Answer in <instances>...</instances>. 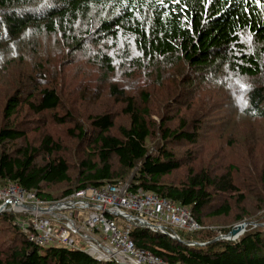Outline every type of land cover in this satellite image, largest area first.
<instances>
[{
	"label": "trees",
	"instance_id": "1",
	"mask_svg": "<svg viewBox=\"0 0 264 264\" xmlns=\"http://www.w3.org/2000/svg\"><path fill=\"white\" fill-rule=\"evenodd\" d=\"M32 28L59 34L71 55L103 38L126 36L132 39L142 64L144 60L155 61V74L162 67L161 59L183 60L182 81L190 95L195 83L202 87L208 81L225 90H221L224 96L218 101L224 100L239 115L264 120V0H0V59L4 56L1 47L8 45L15 50L16 41ZM94 57L104 71L113 72L105 53ZM97 90L101 93V89ZM109 91L125 102L123 112L129 117L128 126L119 127L118 135L110 134L114 126L111 113L89 116V129L75 120L70 109L62 116L51 115L55 124L72 122L69 134L77 143H89L75 164L78 169L74 178L70 163L60 154L59 141L45 135L36 146L27 142L11 146V142L25 140L26 130L0 126L1 187L13 182L44 201H52L86 186L129 180L134 189L152 191L188 207L202 225L204 217L228 213L227 202L206 212L218 194L226 192L244 198L228 174L213 175L190 168L183 182H164L163 178L179 169L181 162L163 142L194 143L201 123L178 119L177 127L163 129L164 121L160 118L156 123L147 107L141 105L149 99L147 92L142 93V103L138 104L115 84ZM14 92L4 105L6 119L22 100L34 114L50 112L61 105L55 88L41 87L34 95L32 89L21 86ZM88 93L92 95L94 90ZM152 137L156 141L151 148L147 142ZM129 171H133L132 178H123ZM43 184L73 186L56 198L40 189ZM16 220L13 213L0 212V223L21 237L17 247H0V264H118L97 260L80 248L38 246L28 240ZM256 220L254 227L246 226L235 239L212 240V235L195 239L197 234L212 232L205 228L181 231V239L177 240L145 227L132 229L130 238L137 248L174 264H264V215ZM187 240L208 243L189 245Z\"/></svg>",
	"mask_w": 264,
	"mask_h": 264
},
{
	"label": "rangeland",
	"instance_id": "2",
	"mask_svg": "<svg viewBox=\"0 0 264 264\" xmlns=\"http://www.w3.org/2000/svg\"><path fill=\"white\" fill-rule=\"evenodd\" d=\"M27 34L16 41V51L8 45L1 47L4 56L0 59V126L11 125L26 130L25 140L11 142V146L24 145L25 142L36 146L43 136H51L60 142V154L70 163L74 178L78 169L75 164L80 162L89 143H77L69 134V129H73L72 122L55 124L51 115L62 116L65 110L70 109L75 120L89 129V116L111 113L114 126L110 134L118 135L119 127L128 126L129 117L123 112L125 102L110 93V85L115 84L138 104L142 103V93L147 92L149 99L141 105L147 107L150 118L156 123L160 118L164 121L163 129H174L178 119L187 123L194 121L196 125L201 123L194 143L163 142L165 148L181 162L180 168L165 176L163 181L181 183L190 168L209 171L213 175L228 174L244 196L239 199L231 193L218 194L206 212L227 202L228 213L204 217L202 223L212 232L197 234L194 238L212 235L214 240L220 233L226 234L237 224L246 223L239 233L241 235L246 226L254 227L256 219L264 215V120L239 115L224 100L218 101L224 96L223 88L208 81L202 87L195 83L189 90L190 95L182 81L185 71L183 60L169 62L161 59L162 67L155 74V61L147 63L144 60L142 64L137 59L140 54L135 50L132 39L131 42L126 36L103 38L71 55L59 34L40 28H32ZM100 53L108 56L113 72L104 71L95 61L94 56ZM21 86L28 91L32 89L34 95L38 94V88H55L61 96V105L50 112L34 114L24 104L26 100H22L6 119V100L15 94L14 89ZM91 90L94 93L87 95ZM22 98L26 99V95ZM149 140L147 146L152 148L156 138ZM37 161L41 162V158ZM132 176L133 171H129L123 178L131 179ZM69 186L73 184H43L40 189L59 198L62 190ZM0 228V247H17L21 237L13 230L7 231L1 223Z\"/></svg>",
	"mask_w": 264,
	"mask_h": 264
},
{
	"label": "built area",
	"instance_id": "3",
	"mask_svg": "<svg viewBox=\"0 0 264 264\" xmlns=\"http://www.w3.org/2000/svg\"><path fill=\"white\" fill-rule=\"evenodd\" d=\"M0 205L3 210L22 216L16 220L17 224L33 243L80 248L97 260L118 264H174L137 248L130 238V231L135 227H145L177 240L181 239V231L206 228L188 207L155 192L134 189L129 180L86 186L51 202L9 182L0 188Z\"/></svg>",
	"mask_w": 264,
	"mask_h": 264
},
{
	"label": "bare ground",
	"instance_id": "4",
	"mask_svg": "<svg viewBox=\"0 0 264 264\" xmlns=\"http://www.w3.org/2000/svg\"><path fill=\"white\" fill-rule=\"evenodd\" d=\"M9 182H7V184H8ZM63 198V197H62ZM57 200H59V199H57ZM52 201H55V200H52ZM47 202H51V201H47ZM22 206L23 207H27V205H25V204H22ZM4 211H8V210H3V205H0V212H4ZM8 212H11V211H8ZM11 213H13V212H11ZM16 217H17V220H19L22 216L20 215V214H18V213H13ZM243 230V228L242 229H240L231 239H235L238 235H240L239 233L241 232ZM27 237V236H26ZM35 244H37L38 246H41V247H47V246H63V245H42V244H38V243H35ZM63 247H66V246H63ZM87 253V252H86ZM88 254V253H87ZM90 255V254H89ZM91 256V255H90ZM91 257H93V256H91ZM94 258V257H93ZM96 259V258H95ZM104 261V260H103Z\"/></svg>",
	"mask_w": 264,
	"mask_h": 264
},
{
	"label": "water",
	"instance_id": "5",
	"mask_svg": "<svg viewBox=\"0 0 264 264\" xmlns=\"http://www.w3.org/2000/svg\"><path fill=\"white\" fill-rule=\"evenodd\" d=\"M42 211H44V210H42ZM245 225H246V223L237 224L236 226H234L233 228H231L226 234L222 235L221 238L231 239ZM261 225H264V223L261 224ZM217 238H219V236L214 237V240H216ZM185 243H187V242H185Z\"/></svg>",
	"mask_w": 264,
	"mask_h": 264
},
{
	"label": "snow or ice",
	"instance_id": "6",
	"mask_svg": "<svg viewBox=\"0 0 264 264\" xmlns=\"http://www.w3.org/2000/svg\"><path fill=\"white\" fill-rule=\"evenodd\" d=\"M242 87H243V85H242Z\"/></svg>",
	"mask_w": 264,
	"mask_h": 264
}]
</instances>
